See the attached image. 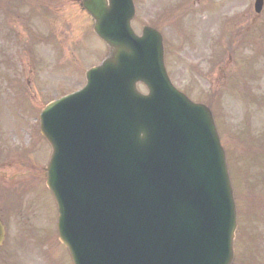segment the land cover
Here are the masks:
<instances>
[{
    "label": "water",
    "instance_id": "water-1",
    "mask_svg": "<svg viewBox=\"0 0 264 264\" xmlns=\"http://www.w3.org/2000/svg\"><path fill=\"white\" fill-rule=\"evenodd\" d=\"M82 5L110 55L86 73L81 92L41 114V133L52 146L47 185L60 240L74 264H230L235 208L209 110L169 84L160 35L150 28L140 38L133 34L132 0ZM261 6L257 0L256 10ZM137 82L148 95L138 93ZM123 165V177L146 178L139 198L156 218L168 209L162 222L126 220L117 206L124 199L129 204L123 182L115 211L110 208ZM3 238L0 224V244Z\"/></svg>",
    "mask_w": 264,
    "mask_h": 264
},
{
    "label": "rangeland",
    "instance_id": "rangeland-1",
    "mask_svg": "<svg viewBox=\"0 0 264 264\" xmlns=\"http://www.w3.org/2000/svg\"><path fill=\"white\" fill-rule=\"evenodd\" d=\"M134 2L133 30L162 33L173 83L212 107L229 160L240 161L233 264H264V6L257 15L254 0ZM92 24L80 0H0V174L16 184L0 199V264H72L56 238L43 175L50 150L36 120L107 55Z\"/></svg>",
    "mask_w": 264,
    "mask_h": 264
},
{
    "label": "flooded vegetation",
    "instance_id": "flooded-vegetation-1",
    "mask_svg": "<svg viewBox=\"0 0 264 264\" xmlns=\"http://www.w3.org/2000/svg\"><path fill=\"white\" fill-rule=\"evenodd\" d=\"M4 192V186H2V184L0 183V199L4 195Z\"/></svg>",
    "mask_w": 264,
    "mask_h": 264
},
{
    "label": "clouds",
    "instance_id": "clouds-1",
    "mask_svg": "<svg viewBox=\"0 0 264 264\" xmlns=\"http://www.w3.org/2000/svg\"><path fill=\"white\" fill-rule=\"evenodd\" d=\"M141 136L143 137V134H141Z\"/></svg>",
    "mask_w": 264,
    "mask_h": 264
}]
</instances>
